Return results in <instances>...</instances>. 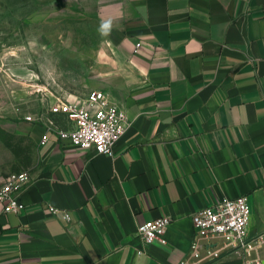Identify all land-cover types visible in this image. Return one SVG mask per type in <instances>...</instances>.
<instances>
[{"label": "crops", "instance_id": "1", "mask_svg": "<svg viewBox=\"0 0 264 264\" xmlns=\"http://www.w3.org/2000/svg\"><path fill=\"white\" fill-rule=\"evenodd\" d=\"M87 12L101 32L88 84L129 125L111 154L54 134L40 144L49 120L69 126L50 105L86 95L44 87L24 207L0 203V264L264 263V239L247 254L220 239L190 251L192 213L221 196L244 195L248 238L264 232V0H92ZM159 216L166 242L145 244L136 228Z\"/></svg>", "mask_w": 264, "mask_h": 264}, {"label": "rangeland", "instance_id": "2", "mask_svg": "<svg viewBox=\"0 0 264 264\" xmlns=\"http://www.w3.org/2000/svg\"><path fill=\"white\" fill-rule=\"evenodd\" d=\"M92 0H0V174L33 163L26 115L40 111L41 93L60 86L86 94L100 53Z\"/></svg>", "mask_w": 264, "mask_h": 264}, {"label": "built area", "instance_id": "3", "mask_svg": "<svg viewBox=\"0 0 264 264\" xmlns=\"http://www.w3.org/2000/svg\"><path fill=\"white\" fill-rule=\"evenodd\" d=\"M53 114H63L69 126L63 127L49 120L39 143L44 144L50 134H54L59 141L68 142L71 146L90 150L94 154H111L115 141L124 133L129 125L125 111L118 104L110 100L109 96L100 89L89 90L83 103L67 100H57L49 107ZM26 119L34 121L39 116L26 115ZM27 170L12 171L4 176L0 182V203L3 212H19L24 205L18 200V193L29 182ZM50 210L55 212V208ZM250 216V208L244 195L236 197L221 196L210 205L194 211L191 215L194 228V241L190 245L193 256L198 257L197 239L210 250V243L217 239L231 251L249 253L254 245L264 239V232L255 238H248L246 225ZM63 217L70 218L67 212ZM170 219L159 216L138 224L136 234L145 244L166 242L163 234ZM140 252V250H138ZM213 252L212 256H217ZM243 264H264L259 258H245Z\"/></svg>", "mask_w": 264, "mask_h": 264}]
</instances>
